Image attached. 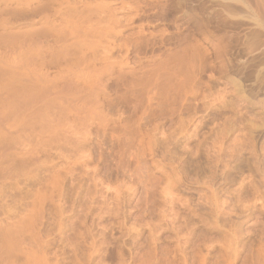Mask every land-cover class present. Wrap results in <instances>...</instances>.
<instances>
[{"label":"rangeland","instance_id":"obj_1","mask_svg":"<svg viewBox=\"0 0 264 264\" xmlns=\"http://www.w3.org/2000/svg\"><path fill=\"white\" fill-rule=\"evenodd\" d=\"M0 264H264V0H0Z\"/></svg>","mask_w":264,"mask_h":264}]
</instances>
